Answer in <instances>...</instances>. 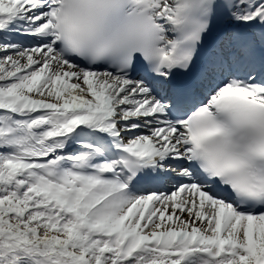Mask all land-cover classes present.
Here are the masks:
<instances>
[{"label": "snow or ice", "instance_id": "6c2138e0", "mask_svg": "<svg viewBox=\"0 0 264 264\" xmlns=\"http://www.w3.org/2000/svg\"><path fill=\"white\" fill-rule=\"evenodd\" d=\"M0 264H264V0H0Z\"/></svg>", "mask_w": 264, "mask_h": 264}]
</instances>
